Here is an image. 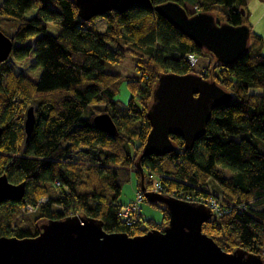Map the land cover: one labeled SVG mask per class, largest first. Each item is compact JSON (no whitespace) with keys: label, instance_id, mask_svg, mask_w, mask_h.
Here are the masks:
<instances>
[{"label":"trees","instance_id":"obj_1","mask_svg":"<svg viewBox=\"0 0 264 264\" xmlns=\"http://www.w3.org/2000/svg\"><path fill=\"white\" fill-rule=\"evenodd\" d=\"M246 1L149 0L152 9L135 5L97 17L104 21L99 31L96 18L80 20L74 0H1L0 19L16 20L18 26L7 36L11 51L0 63V176L12 184L25 182L26 192L19 202L0 204V237L31 238L41 223L72 215L101 221L106 233L136 237L162 231L166 210L144 197L151 192L147 174L152 173L163 196L215 199L221 215L212 214L202 233L225 252L240 249L264 260V41L246 25ZM167 2L189 16L217 14L219 24L247 26L245 54L229 67L218 63L154 12ZM29 11L34 14L26 18ZM127 54L135 57L134 73L126 78L131 97L121 106L116 100L121 76L105 72L104 63L118 64ZM167 73L213 81L231 100L212 111L190 150L172 136L171 153L142 157L152 90ZM29 107L35 125L25 141ZM104 113L117 126L114 137L93 124ZM132 174L142 202L162 212L160 223L143 220L141 209L131 226L118 215L123 206L117 199ZM209 180L219 196L204 191Z\"/></svg>","mask_w":264,"mask_h":264},{"label":"water","instance_id":"obj_2","mask_svg":"<svg viewBox=\"0 0 264 264\" xmlns=\"http://www.w3.org/2000/svg\"><path fill=\"white\" fill-rule=\"evenodd\" d=\"M74 2L78 17L85 22L113 11L124 13L135 5L153 8L149 0ZM154 12L225 67L233 65L247 50L250 38L247 26L219 24L207 13L189 16L173 2L154 7ZM11 46V40L0 31V63L7 59ZM230 100L229 93L201 76L160 75L146 113L150 130L141 156L163 157L171 153L172 136L183 141L184 150H190L204 135L212 111ZM92 121L99 132L117 135V126L107 113L96 115ZM34 125V109L29 107L23 123L25 141ZM1 134L0 128V137ZM136 168L142 185L143 171L138 163ZM25 192V182L12 184L6 175L0 176V204L19 202ZM144 197L166 210L168 224L162 231L151 230L136 237L106 233L101 221L72 215L41 223L38 234L31 238L0 237V264H264L261 256L240 249L225 252L202 233V225L212 217L206 205L152 192H145Z\"/></svg>","mask_w":264,"mask_h":264},{"label":"rangeland","instance_id":"obj_3","mask_svg":"<svg viewBox=\"0 0 264 264\" xmlns=\"http://www.w3.org/2000/svg\"><path fill=\"white\" fill-rule=\"evenodd\" d=\"M189 1L194 5L196 0ZM185 7L189 6L185 4ZM243 9L246 13V25L250 27L252 33L261 36L264 41V0H247ZM33 14L34 11H29L25 13V17L29 18ZM213 15L215 20L219 19L217 14ZM96 23L99 27V31H103L104 21L100 18H96ZM17 26L18 23L16 20L0 19V31L2 30L6 36H12ZM109 47L111 49L114 48L111 45ZM261 55L264 57V45L261 50ZM134 61L135 57L133 55L127 54L125 56V59L118 64L104 63L105 72L110 74H118L121 76L116 95V100L121 106L126 105L129 101V98L131 97L129 90L127 89L126 78L131 77V75L134 73ZM136 184V177L134 174H132L129 182L124 184L121 189L120 196L117 199V203L119 205L126 206L136 201ZM204 191L209 193L210 195L219 196L218 187L213 180L208 181L207 186L204 188ZM139 206V208L141 209V218L143 220H153L155 223H160L162 221V212L160 211V209L153 207L147 202H142L139 204Z\"/></svg>","mask_w":264,"mask_h":264},{"label":"built area","instance_id":"obj_4","mask_svg":"<svg viewBox=\"0 0 264 264\" xmlns=\"http://www.w3.org/2000/svg\"><path fill=\"white\" fill-rule=\"evenodd\" d=\"M196 9V8H195ZM188 61L190 65H193L195 63L194 56H189ZM147 179L152 183V189L151 192L155 194H161L162 188L160 179L157 175L148 173ZM171 197H174L179 200H183L190 203H200L206 205L212 212V214L215 215H221L220 206L217 203V201L213 198L208 199H200V200H193L190 198H177L175 195H172ZM142 195L140 193H136V201L133 202V204L123 206L119 211V216L125 220V223L127 226H131L134 222L137 216L140 214V208L139 204L142 202ZM28 212H34V210L31 207H27Z\"/></svg>","mask_w":264,"mask_h":264}]
</instances>
